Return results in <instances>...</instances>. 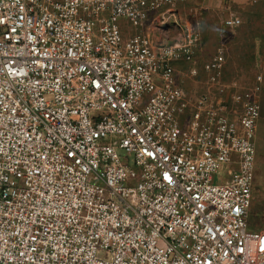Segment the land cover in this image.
<instances>
[{"label": "built area", "instance_id": "1", "mask_svg": "<svg viewBox=\"0 0 264 264\" xmlns=\"http://www.w3.org/2000/svg\"><path fill=\"white\" fill-rule=\"evenodd\" d=\"M187 1L0 0V264H264L263 76L225 82L224 46L200 64Z\"/></svg>", "mask_w": 264, "mask_h": 264}, {"label": "crops", "instance_id": "2", "mask_svg": "<svg viewBox=\"0 0 264 264\" xmlns=\"http://www.w3.org/2000/svg\"><path fill=\"white\" fill-rule=\"evenodd\" d=\"M174 9L185 20L193 24L199 22L198 30L201 33V43L197 48V54L200 53L207 40L225 41L227 38L229 47L224 46V48L226 51L229 49L228 54H235L234 49L237 50V45L240 46L242 52L244 43L251 41L255 43L256 54L264 57V0H188L177 4ZM162 14L163 12L150 13L145 29L147 33L155 36L173 34L174 28L164 31L155 29V25L164 18ZM232 15L241 17L243 25L237 28L225 26L224 20ZM123 23L125 35H131L135 28L126 22ZM221 28H224L223 30L228 32V35L223 34ZM230 43L232 44L230 45ZM220 47L223 46L217 47L214 54Z\"/></svg>", "mask_w": 264, "mask_h": 264}, {"label": "rangeland", "instance_id": "3", "mask_svg": "<svg viewBox=\"0 0 264 264\" xmlns=\"http://www.w3.org/2000/svg\"><path fill=\"white\" fill-rule=\"evenodd\" d=\"M242 19V18H241ZM243 25V20L242 24ZM239 26V27H240ZM237 28V27H236ZM223 34L228 35L224 31ZM255 30V29H254ZM222 33V32H221ZM230 36V35H229ZM227 39V38H226ZM221 41L220 39L211 41L207 40L202 47L200 53L197 54V59L200 64L211 59L214 50L219 46L229 47V42ZM247 42V41H246ZM244 43L243 49L237 45L235 54H228L227 64L223 79L225 82H234L239 87H249L255 84L259 75L263 76V88L260 94L259 102L261 107V118L259 120L257 135H256V162H255V182L254 196L249 213L250 227L256 230L264 229V57L256 54L255 43ZM232 43H230L231 45ZM241 45V43H240ZM180 80L183 82L186 89L190 92L197 93L202 91L201 78H192L189 76L188 66L181 64L179 66ZM205 76H203L204 78ZM206 80V78H204Z\"/></svg>", "mask_w": 264, "mask_h": 264}]
</instances>
